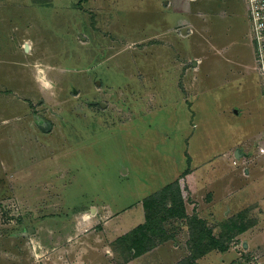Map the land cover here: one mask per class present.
<instances>
[{
	"label": "rangeland",
	"instance_id": "rangeland-1",
	"mask_svg": "<svg viewBox=\"0 0 264 264\" xmlns=\"http://www.w3.org/2000/svg\"><path fill=\"white\" fill-rule=\"evenodd\" d=\"M189 1L0 0V264H39L33 248L60 250L91 205L120 213L108 238L116 223L132 231L144 222L143 199L189 167L198 169L181 181L189 215L208 203L207 187L218 188L226 211L242 206L229 193L251 186L237 175L264 159V136L250 141L264 123V98L246 1ZM173 13L181 20L172 23ZM172 24L188 39L169 33ZM195 60L203 64L190 89L182 76ZM36 63L56 83L54 96L35 84ZM244 141L250 146L229 150ZM200 171L216 177L212 185L198 184ZM259 208L241 213L245 223ZM100 213L102 230L109 215ZM205 221L216 235L226 222ZM167 229L177 240L133 264L185 259V222ZM230 236L222 241L240 253L232 264H264V247L246 252ZM108 257L99 264H126Z\"/></svg>",
	"mask_w": 264,
	"mask_h": 264
},
{
	"label": "crops",
	"instance_id": "crops-1",
	"mask_svg": "<svg viewBox=\"0 0 264 264\" xmlns=\"http://www.w3.org/2000/svg\"><path fill=\"white\" fill-rule=\"evenodd\" d=\"M182 1L184 2L183 3L184 5L189 4V2H190L189 0H182ZM166 6L170 7V1L166 2ZM186 12L188 14L190 13L188 11H186ZM200 13H202V12H200ZM246 13L248 16L247 8H246ZM179 17H180V15L173 13L172 18L174 21L172 23H175L178 20H181V19H178ZM248 18H249V16H248ZM176 27H177V31H174V25L172 24L171 31L169 33L174 34L176 36V39H178V38H182L183 40L188 39L189 35L187 36V31L185 30V28H183V31H182V33H180L181 34L180 35V34H176V32H178V29L181 27H178L177 25H175V28ZM250 40H251V29H250ZM251 43L253 44L252 40H251ZM253 46H254V44H253ZM254 50H255V47H254ZM174 63L175 62H171V66H175ZM201 63L203 64V62H201ZM201 63H198L195 60L193 62L194 65L192 66V70H194V72L192 70H186L187 73L186 72L183 73L182 79H183V81H185V84L186 85H188V84L192 85L190 89H193L196 86V85H194L196 83L194 73L196 74L199 71V65H202ZM255 64H256V61H255ZM253 70L257 73V75L259 77L260 86H261V90H262V94H263L261 78H260V75L258 74V72L256 70V65H255ZM192 73H193L192 79L187 80L186 77L188 76V74H192ZM263 98H264V95H263ZM235 113L237 114L238 112L235 111ZM263 133H264V123L259 127H255V131L253 132L252 139L251 140L249 139V140L252 142L256 139H259V137L261 138L262 136H264ZM242 145L244 147L250 146L247 142L244 141L243 143L236 144L234 147L230 148L229 150L234 149V148L236 149ZM259 160H260L259 161V165H260L259 170H257L258 168L254 167L255 164L252 165V163H251L249 169L248 168L244 169L242 175H237L238 178L240 179V181L245 180L246 182H249V185L251 186V188L249 189L250 190L249 192H251V193H248L246 195H242L241 197H239V195L241 194L239 192H236V194L229 193L231 198H233V199L236 198L237 201L235 202V204H239V205L241 204L242 205L239 208V210H237L236 212H231V209L230 210L227 209L228 211H226V209H223L221 207V203H223V202L220 201L221 197H220V194L218 192V188L215 186L213 189L211 187H207L208 189H211L210 191H208L211 193V195H207V199H208L207 202L208 203L205 205V207L203 206V210H202V212H200V215L198 214L199 211L198 210L196 211V215H198L200 218H202L204 220L215 219L219 222H223L225 220L227 221V220L235 217L236 215H238L242 212H245L246 208L251 206V204L255 203V205L259 206L262 209V211L260 213V218L257 221L253 222L251 227L246 232H244L243 234L236 237V240H239L242 242L244 250L246 252L252 250V248L255 245L260 246V247H264V212H263L264 211V159L259 158ZM192 169L195 170L194 173L196 174V171L198 169L197 168H192ZM177 171H181V170L180 169L175 170L176 173H177ZM184 171H182L181 174ZM198 172H197V175H195V178L197 179L198 184L202 185V187H204V184L201 183V180L203 182V178L207 180L204 183L209 184V185L210 184L212 185L214 179L216 180V177L214 179H211V176H209V174L205 175L206 173H201V171L198 174ZM254 172H256V173H254ZM178 173H180V172H178ZM174 176L175 175H172V177H174ZM176 179H177V177H174V180H176ZM202 189H204V188H202ZM235 191H237V190H235ZM237 194H238V196L236 197ZM222 199L224 200V203L226 205L228 203V197L223 196ZM187 205H189V204H187ZM101 209L103 211H105V214L108 213V215H109V217H107L108 220L106 218V221H104V223H103L102 230L100 228L95 229V227L97 225V223H96L97 217H98V215L101 214L100 213ZM90 210H91L92 216L88 215L87 211L78 212L77 215L81 221H78L75 224V226H74L75 233H72L71 235L67 236L68 237L67 243H64V245L60 248V250L58 247H53L51 249L52 253L47 254L46 252H48V251H44V249H48V248L46 246H44V244L40 245L39 249H37L35 247L33 248L34 251L36 252L35 257L37 258V260L39 261L41 259L39 264H99L100 262L103 263L106 260L110 261V258L108 256H110V255L112 256V251L114 253H115V251H114V247L112 245L104 243V235H105V239H107V241L110 240L111 242L112 241L116 242L117 239H119L122 236L130 233L131 231L128 233L127 232H120L121 228L118 225L119 223H116L111 228L113 231V238H108V236H107L108 234L106 231L110 228L111 224L114 223V221H116L120 218V213L113 212L111 210L109 211L106 208V206L100 207L97 205H91ZM95 212H96V215H94ZM144 221H145V212H144ZM142 224L137 225V227L142 225ZM98 231H101V232L98 233ZM47 232L51 233L50 230ZM177 236L178 235H176V237H175L176 240L178 238ZM165 244H167V242L162 244V245H165ZM162 245H160V246H162ZM238 247L239 246H234L233 248L228 249L226 252L212 251L209 254L205 255L204 257L200 258L197 261V264H229V263L232 264V262H235L239 258L240 253H239ZM175 249H177V248H175ZM37 250H40L41 254H37L38 253ZM152 251L148 252L147 254L151 253ZM147 254H144L143 256H146ZM227 254H229V256ZM189 255H190V251L188 250V255L185 258H187ZM143 256H141V257H143ZM141 257H138L136 259H139ZM181 257H178L176 260H180ZM136 259H134V260H136ZM261 260H262V263H264V259L261 258ZM132 261L128 262V264L129 263L133 264ZM161 262H165V261H161ZM112 264H114V263L112 262Z\"/></svg>",
	"mask_w": 264,
	"mask_h": 264
},
{
	"label": "trees",
	"instance_id": "trees-1",
	"mask_svg": "<svg viewBox=\"0 0 264 264\" xmlns=\"http://www.w3.org/2000/svg\"><path fill=\"white\" fill-rule=\"evenodd\" d=\"M191 170L189 167L178 179L143 199L144 223L117 239L113 245L115 253L122 255L125 263L175 239V234L167 229L173 221L185 222L189 233L190 255L179 264H197L200 258L212 251L226 252L228 243L223 242L222 237L230 234L229 240H233L251 227L252 223H245L240 213L235 219L227 220L221 233L216 235L205 220L198 215H189L181 181L193 173Z\"/></svg>",
	"mask_w": 264,
	"mask_h": 264
},
{
	"label": "built area",
	"instance_id": "built-area-1",
	"mask_svg": "<svg viewBox=\"0 0 264 264\" xmlns=\"http://www.w3.org/2000/svg\"><path fill=\"white\" fill-rule=\"evenodd\" d=\"M255 47L256 70L261 78L264 95V0H245Z\"/></svg>",
	"mask_w": 264,
	"mask_h": 264
},
{
	"label": "clouds",
	"instance_id": "clouds-1",
	"mask_svg": "<svg viewBox=\"0 0 264 264\" xmlns=\"http://www.w3.org/2000/svg\"><path fill=\"white\" fill-rule=\"evenodd\" d=\"M36 75L34 76L35 84L44 92L49 93L50 95H55L56 83L49 79L45 66H41L39 63L33 65Z\"/></svg>",
	"mask_w": 264,
	"mask_h": 264
}]
</instances>
